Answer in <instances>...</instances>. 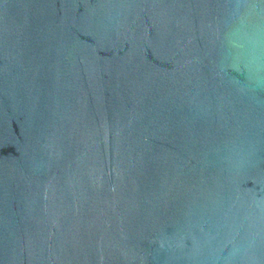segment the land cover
Segmentation results:
<instances>
[{
	"label": "water",
	"instance_id": "1",
	"mask_svg": "<svg viewBox=\"0 0 264 264\" xmlns=\"http://www.w3.org/2000/svg\"><path fill=\"white\" fill-rule=\"evenodd\" d=\"M0 264H264V0H0Z\"/></svg>",
	"mask_w": 264,
	"mask_h": 264
}]
</instances>
